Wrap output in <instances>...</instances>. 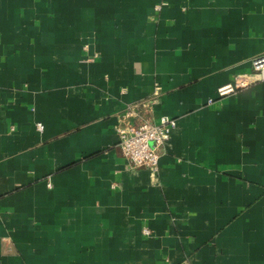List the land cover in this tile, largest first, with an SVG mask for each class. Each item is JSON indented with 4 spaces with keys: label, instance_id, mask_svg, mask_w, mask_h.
I'll return each instance as SVG.
<instances>
[{
    "label": "crops",
    "instance_id": "crops-1",
    "mask_svg": "<svg viewBox=\"0 0 264 264\" xmlns=\"http://www.w3.org/2000/svg\"><path fill=\"white\" fill-rule=\"evenodd\" d=\"M262 53L264 0H0V264H264V80L216 93Z\"/></svg>",
    "mask_w": 264,
    "mask_h": 264
},
{
    "label": "built area",
    "instance_id": "built-area-1",
    "mask_svg": "<svg viewBox=\"0 0 264 264\" xmlns=\"http://www.w3.org/2000/svg\"><path fill=\"white\" fill-rule=\"evenodd\" d=\"M250 66V74H238L230 82L217 88L218 98L248 88L251 85L250 80L254 77L264 80V53L251 58ZM154 89L158 91L159 86ZM142 108L143 104L140 103L129 105L120 114L116 127L117 145L132 169L144 167L156 171L170 133L176 127V120L160 116L156 121H144L140 118ZM144 232L148 233L147 230Z\"/></svg>",
    "mask_w": 264,
    "mask_h": 264
}]
</instances>
